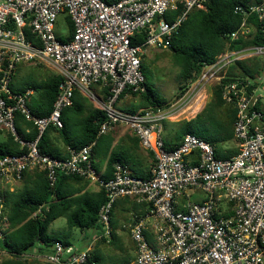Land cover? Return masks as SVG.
I'll return each instance as SVG.
<instances>
[{
  "label": "built area",
  "instance_id": "2783aa9c",
  "mask_svg": "<svg viewBox=\"0 0 264 264\" xmlns=\"http://www.w3.org/2000/svg\"><path fill=\"white\" fill-rule=\"evenodd\" d=\"M207 1L0 0V132H9L25 149L19 155L0 158V181L18 182L26 171L35 169L45 175L51 189L59 175L95 183L105 196L98 214L105 236L111 234V215L118 199L131 198L146 205V213L129 226L136 254L128 264H264V111L256 94L261 90L256 82L264 79L221 83L235 63L264 59V44L225 51L204 66L190 81L191 89L165 109L131 114L117 107L124 92L146 91L143 49L169 48L188 14L193 9L205 10ZM173 12L178 13L170 21L167 18ZM61 13L73 25V35L65 42L54 33ZM233 14L240 24L224 35L228 41L253 38L257 24L264 33V0L237 4ZM142 34L143 42L133 44L132 39ZM30 62L51 65L61 78L52 110L41 118L34 117L27 105L31 90L19 94L11 89L18 65ZM212 84L220 86L223 101L235 110L237 152L220 158L215 146L193 134H185L175 149L167 150L162 138L164 123L183 116L197 102L195 97ZM94 87L106 90L105 99L98 97ZM75 91L105 114L97 137L121 125L153 155L150 177H137L115 162L111 178H101L92 160L96 141L71 149L65 159L40 152L42 135L50 127L63 128L62 113L73 105ZM16 113L36 128L33 140L23 141L17 135ZM197 192L205 198L190 201ZM7 221L0 195V242ZM48 251L33 257L44 264H97L90 248L77 251L54 241Z\"/></svg>",
  "mask_w": 264,
  "mask_h": 264
},
{
  "label": "trees",
  "instance_id": "16d2710c",
  "mask_svg": "<svg viewBox=\"0 0 264 264\" xmlns=\"http://www.w3.org/2000/svg\"><path fill=\"white\" fill-rule=\"evenodd\" d=\"M113 3L119 0H105ZM260 0H208L205 5V10H192L186 20L182 23L177 34L171 40L170 49L173 52L174 58L180 65V79L182 82H190L201 73L204 66L213 64L217 57L225 51H236L242 48L264 44V33L257 24L256 35L249 40H238L230 42L224 37L225 34L235 31L239 24L240 18L233 14L235 5H245L249 2H259ZM181 9V5L179 6ZM178 12H173L168 20H172ZM68 17V16H67ZM68 19V34L64 38L58 37L62 42L70 40L73 35V25ZM144 35H138L132 39L133 44L143 42ZM252 66V67H251ZM143 72V64H142ZM262 76L264 79V59H253L247 62H237L230 66L221 83H227L236 79H252L257 80ZM61 78L56 74H51L45 80L35 86L22 89H14L12 91L23 94L26 90H32L36 94V98L28 102V107L34 117L47 116L53 107L58 92V85ZM264 80L256 82L262 87ZM146 91L141 94L130 93L126 91L122 94H131L139 100L137 107H132L125 112L131 114L142 113L146 110L165 109L169 107L168 101L154 91L145 80ZM106 91V90H105ZM74 92L73 105L65 109L62 113L61 120L63 128L59 131V136L64 144L74 150H78L93 141H97V132L99 125L105 120L104 112L98 109H90L79 123V130L76 136L70 133V125L68 117L75 118L76 113L82 112L80 104H76ZM33 96V95H31ZM30 96V98H31ZM226 104L222 97L219 85L212 87V100L202 112L195 118L183 121L179 128L174 130L173 134H168L164 147L167 150L175 149L185 134H193L216 148V154L227 158L231 155L224 154L221 149V144L229 142L233 139V122L235 119V110L231 105L227 106V119L220 118L218 113L219 108ZM76 121V119H74ZM15 123L19 126L16 128V133L23 141L33 140L37 131L32 122L27 121L22 115L16 113ZM24 129H28L25 133ZM54 129V128H49ZM165 129V123L163 126ZM47 132V131H46ZM46 132L42 135L38 148L41 153L47 154L52 158L65 159L52 148L46 146ZM171 141V142H170ZM220 146V147H219ZM13 136L9 135L5 141L0 142V158L6 155H19L24 152ZM235 154V153H234ZM117 160L111 158L108 161V166L112 168ZM113 170V169H112ZM110 176L101 177L109 179ZM80 180L83 178L77 176L59 175L57 183L61 180ZM51 189L48 185L45 175L42 173L31 187L25 186L21 191L14 195L10 200L8 208V221L6 227L12 233L11 243L4 241L7 247L13 251L30 252L33 248L38 247L39 253L47 254L48 248L54 241H61L67 244L64 240L51 237L47 233L49 224L60 216H65L67 225L70 228L88 229L99 227L98 214L100 207L105 202V196L102 189L96 193H85L76 196L74 199L65 198L59 192L58 185ZM72 207L75 209L68 212ZM41 208L40 214L36 218L32 215ZM40 244L44 246H40ZM95 261L97 258L93 255Z\"/></svg>",
  "mask_w": 264,
  "mask_h": 264
},
{
  "label": "rangeland",
  "instance_id": "374dc122",
  "mask_svg": "<svg viewBox=\"0 0 264 264\" xmlns=\"http://www.w3.org/2000/svg\"><path fill=\"white\" fill-rule=\"evenodd\" d=\"M67 18L66 13L58 15L54 25V33L57 36H67L69 29ZM142 64L143 75L147 84L150 85L151 88L160 96L164 97L168 101L169 105L175 102V100L179 98L178 96H181L187 90L191 89V82L181 81L180 65L178 61L175 60L173 52L170 49H156L153 47L144 48ZM51 74H55V71L52 66L47 63H22L18 65L14 73L12 87L14 89L29 88L45 80ZM212 87L213 84L208 87L206 92L200 97L196 96L195 99H197V102H195V105L191 109L187 110L183 116L165 123V130L163 129L162 133L163 139H165L166 134H173L174 130L179 128L183 121L195 118L208 104L211 103ZM256 94L258 96L261 109L264 111V82L261 90ZM36 97V94H33L31 98L29 97L28 102ZM129 98L132 99L130 104H124L126 99L125 97V99L120 102L117 107L120 110H128L132 107H137L139 103L138 98L132 96L131 94H127V99ZM87 100L88 101H82V112L76 113L74 118L76 121L71 117H68L70 133L74 137L79 130L80 120L83 116H85V111H89L91 106L92 102L88 98ZM92 105L94 104L92 103ZM227 106V104H224L223 107L218 110L220 118L222 119H227ZM18 126L19 125L15 123V127L17 128ZM106 138L107 137L101 138L95 149V153L98 158L102 154V146L105 143ZM3 139L4 137L0 135V141ZM220 146L224 154L232 156L237 152V145L234 140L221 144ZM219 157L222 158L224 155L222 154ZM197 195L198 196L191 195L189 200L193 202L196 199L205 198L204 193L197 192ZM124 199L126 198L118 199L114 205L110 221V236L104 235V230L101 226L88 229L70 228L64 218H57L52 221L48 226L47 233L51 237L68 241L77 251H85L87 248H90L91 254L97 258V264H128L134 260L136 254L135 244L131 239L129 227L131 222L134 220L135 214L128 210H126V212L121 211V202ZM128 199V202H130V198ZM131 200L134 201L133 199ZM133 204H135V201ZM11 233L12 232L5 226L4 240L0 242V264H44L42 259L33 257L35 255L43 256V253L38 252V247L33 248L30 252H16L10 247H7L4 244V241L6 240L9 244L11 243Z\"/></svg>",
  "mask_w": 264,
  "mask_h": 264
},
{
  "label": "crops",
  "instance_id": "0c3cea01",
  "mask_svg": "<svg viewBox=\"0 0 264 264\" xmlns=\"http://www.w3.org/2000/svg\"><path fill=\"white\" fill-rule=\"evenodd\" d=\"M94 91L99 98L105 99L107 92L104 89L99 87H94ZM124 99H125L124 104H130L132 100L130 98L127 99V94H125L123 97L120 98L118 104L122 102ZM75 100H76V104H80V105L82 104V101H88L87 98L79 92H76ZM90 109H96V107L91 103L89 110ZM85 112H86L85 115H87L89 111L86 110ZM24 131L25 133H28L29 130L24 129ZM8 134L11 135L7 131L0 132V135L4 137V139L0 142L5 141ZM103 137H107V138L102 146L103 147L102 154L98 158L95 153V149L98 146L99 141ZM167 137L168 134H166V137L164 139L165 141ZM45 141L47 148L54 149L56 152H58L61 155V157L67 158L69 156V151L71 149L64 144L63 140L59 136L58 130L48 129L46 132ZM111 158H114L117 160L116 162H120L123 165H125L137 177L148 178L151 176V171L154 163L153 155L150 152L144 150L140 146L138 139L124 126L121 125L116 126L108 134L97 138V141L95 142V146L92 150V160H93V166L98 176L100 177H106L110 175L112 176V168L108 166V161ZM40 175H42V173L34 169V170L26 171L23 174L22 179L18 182H13L10 184L0 181V195L4 199L7 216H8V208L10 205V200L14 197V195L17 194L19 191H21L25 186L31 187L32 183L36 181ZM57 185L59 187V192L61 193L62 196L67 198V200L74 199L76 198V196L85 193H96L100 190V188L95 183L90 182L89 180L86 179L61 180L57 183ZM128 201L129 199L126 198L121 202V207H122L121 211L126 212V210H128L134 213L135 217L143 216L146 213L147 210L146 205L137 204L136 202L135 204H133L134 201H132L131 198H130V202ZM73 209H75V207L70 208L68 212ZM58 218L66 219L65 216H60ZM64 241L67 244L71 245L68 241L66 240Z\"/></svg>",
  "mask_w": 264,
  "mask_h": 264
}]
</instances>
